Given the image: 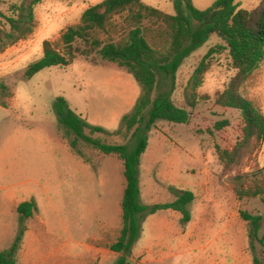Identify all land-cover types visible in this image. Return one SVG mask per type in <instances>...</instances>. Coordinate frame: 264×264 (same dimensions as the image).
<instances>
[{
  "label": "rangeland",
  "instance_id": "rangeland-1",
  "mask_svg": "<svg viewBox=\"0 0 264 264\" xmlns=\"http://www.w3.org/2000/svg\"><path fill=\"white\" fill-rule=\"evenodd\" d=\"M19 1L0 0V10L7 13ZM102 1L45 0L35 9L34 33L0 54V80L13 92L9 107H0V228L19 227L15 211L7 217L3 213L10 195L22 201L35 200L43 215L53 207L60 209L66 222H73L82 206L94 211L95 215L88 218L95 221L110 218L119 208L125 184L122 160L116 155L105 156L82 141L83 156L75 155L68 143L74 137L61 128L54 106L63 97L89 124L117 133L123 116L132 111L141 93L133 76L115 64L94 65L78 58L67 68H46L28 81L22 79L28 67L43 57L45 41L57 43L68 27L80 22L87 8ZM215 1L192 3L206 10ZM142 2L166 14L175 13L172 0ZM260 2L239 0L240 8L249 10ZM151 29L149 42L154 46L158 41L163 43V35H158L156 27ZM220 43L218 37H212L184 60L175 79L162 80L158 94H170L176 106L191 111V121L188 125L158 121L149 132L148 149L140 166V187L142 182L145 193L150 189L154 193L148 198L149 205L174 201L171 187L192 191L196 197L190 206L192 220H204L203 226L193 235L192 228L188 232L190 223L189 227L180 224L179 213L171 212L177 218L169 217L170 212L147 217L130 264H136V259H165L151 264H248L247 258L253 260L248 227L239 211L264 216V205L258 199L238 201L230 179L252 172L255 165L264 168V142L255 158L245 159L240 166L225 170L219 162L216 147L231 149L242 135L240 113L221 108L215 101L236 74L225 53L208 61L197 90V107L190 110L185 100L195 70L208 51ZM241 93L264 114V62ZM222 120H228L229 126L216 131L214 125ZM93 138L107 144H128L117 134H95ZM165 219L168 227L163 226ZM208 224L213 226L206 232L203 228ZM234 230L243 241L242 255Z\"/></svg>",
  "mask_w": 264,
  "mask_h": 264
},
{
  "label": "trees",
  "instance_id": "trees-1",
  "mask_svg": "<svg viewBox=\"0 0 264 264\" xmlns=\"http://www.w3.org/2000/svg\"><path fill=\"white\" fill-rule=\"evenodd\" d=\"M45 0H20L0 10V54L30 37L37 26L36 7ZM175 13L166 14L142 0H104L87 8L78 24L68 27L57 43H43V57L33 62L22 79L28 81L46 68H67L78 58L100 65L115 64L125 69L138 83L141 93L130 113L123 116L121 129L110 133L77 115L67 100L59 97L54 109L61 128L68 136L72 152L82 157L80 142L105 156H118L124 166L126 186L122 198V229L116 242L109 246L119 255L114 264H130L132 250L142 234L145 219L160 211L171 210L181 215L180 224L192 220L190 206L195 194L173 187L174 201L156 205L141 202L140 166L149 145V132L158 121L188 125L191 111L176 106L170 94H158L162 80L175 79L184 60L203 47L212 37L221 43L204 56L185 91L188 108L194 110L200 99L197 93L208 61L225 53L236 71L225 90L216 98L217 106L238 111L242 119L241 138L231 149L216 147L225 170L252 160L264 142V114L259 106L241 93L244 84L264 62V0L253 9L240 8L239 0H216L206 9H197L192 0H172ZM157 28L164 42L154 46L147 34ZM157 40V39H155ZM13 98L10 87L0 80V107L8 108ZM229 126L228 120L216 122L214 129ZM95 134L122 135L128 144H107ZM238 201L258 199L264 205V168L255 165L252 172L230 179ZM19 227L11 247L0 251V264H18L27 223L38 213L35 200L20 203L16 208ZM241 219L247 224L249 248L253 264H264V216L243 209Z\"/></svg>",
  "mask_w": 264,
  "mask_h": 264
},
{
  "label": "crops",
  "instance_id": "crops-1",
  "mask_svg": "<svg viewBox=\"0 0 264 264\" xmlns=\"http://www.w3.org/2000/svg\"><path fill=\"white\" fill-rule=\"evenodd\" d=\"M125 186L126 181L120 193L119 208L114 210L115 213L111 215L112 217L106 219L97 221L92 220V218L89 219V216L95 215L94 211L82 208V206L76 211L78 217H75L73 222H66L60 209L53 207V209L45 211L43 215L38 206V213L27 223V230L17 255L18 264H114L119 255L112 252L109 246L116 242L122 229V198ZM142 186L141 182V202L144 205H149L151 202H148V198L154 194L153 190L150 189L145 193ZM15 196L10 195L7 201L9 206L3 209L6 217L9 214L12 216V213L16 212L17 206L25 202L18 200ZM165 212H170L169 217L177 218V215L171 213L174 212L171 210L160 211L151 216L155 218V216ZM166 219L163 226L168 227L169 224ZM203 221L195 223L191 220L190 227L187 225L189 227H187L188 232L192 228L190 233L195 235L198 229L202 228ZM212 226L213 224L204 225L203 230L207 232L209 229L211 230ZM17 232L18 225L17 228L14 226L0 228V251H5L11 247ZM234 232V240L242 255L243 241L235 230ZM164 260L136 259V264L162 263ZM246 261L248 264H253L251 259L247 258ZM202 264L216 263L207 261Z\"/></svg>",
  "mask_w": 264,
  "mask_h": 264
}]
</instances>
